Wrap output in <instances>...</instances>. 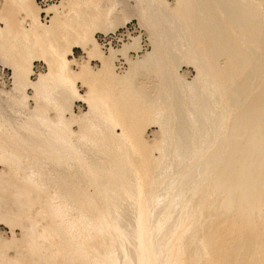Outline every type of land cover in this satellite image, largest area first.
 <instances>
[{
    "label": "bare ground",
    "instance_id": "6f19581e",
    "mask_svg": "<svg viewBox=\"0 0 264 264\" xmlns=\"http://www.w3.org/2000/svg\"><path fill=\"white\" fill-rule=\"evenodd\" d=\"M137 1H139V2H137L138 4L135 6L137 10H134V12L137 11V17L141 21H143V23H145V25L150 27V33L152 32L154 37H156L157 42L164 43L162 47H165V50L166 51L168 50V52H170L169 54L166 53V54H168V56L169 55L171 56V54L175 55V52L178 53L177 51H179V50L181 53L183 51H184V53L190 52V53H188L189 57H192L193 59H194L193 56L195 55L196 60L194 59V61L197 63V66H196L195 62L192 60V58H190V60H192L194 65L197 67L196 70L198 71V73L196 72L198 74V75H196V76H198L197 79L196 80L193 79V82L196 81V85H194V86H196L195 90H197L195 92L196 93L195 97L197 98V100H195V101L196 102L198 101V102H200V104H203V105L205 104V106H207L206 105L207 102H204V101H208L209 97H211L210 95H212V96L214 95V93L210 94V93H212V91L210 89L211 88L214 89V87H212V86H216L217 88L219 87L218 88L219 94H217V95L215 94L216 100L214 99V96H213V98L211 97L210 100L214 99L215 102L217 100L218 101L219 100H221V101H227L228 100V103L227 102H224V103L230 105V107L233 106V109H237L236 111H238L236 116L233 118V121H231L232 125H233V127H232L233 130H232L231 136L229 135L230 137H228V138H230L229 150L230 149H233V150H231L228 153L227 157L225 158L224 167L221 171V174L217 177L216 182H214V184L215 183L216 184H215V190H214L215 192L213 191L215 193L214 198H213V202H211V204L207 203L208 205H206V203L204 204L207 206V207L206 206L204 207L205 208L204 212L206 213V215L205 216L202 215V216H204L203 218L205 220H207V219H209V220L211 219V220L208 224L203 226L202 229H200L199 233L196 232L197 235L195 233L196 230L194 231V234L189 233L188 230L185 228L186 224L184 222H180L179 224H177V226L176 225L174 226V224H173V227H170L166 230L167 235L164 236L165 237L164 240L162 239L163 241L161 242V244L165 245V248H166L163 251L161 249V246H159V245L153 246L152 245L153 242L150 243L148 241V238H147V236H148V234H147V228H148L147 219H149L148 218L149 211L147 212L148 208H146V207H149V206L146 205V199H148V198H146V194H148V195L150 194L149 192L151 190L149 191L148 189L151 188L153 179L158 178L160 167L158 165L159 162L157 163V159H159V158H153L151 156L152 154H147V152H145L146 146L144 145L145 144L144 142H146V141H144L145 139H143V134H142L143 131L141 132V130L139 128V124L137 122L134 124H127V120L129 121L131 119H127L125 117L124 109L122 107H120L121 105L119 106V104L117 102H115V100L112 101V99L110 98V95L108 94L110 92L107 93L108 89L105 91L103 90V92L99 91V94L96 93L97 91L95 89V79H96V74H98V73L101 76H106L105 78H110L111 82L116 81V84L119 83L117 81V79L114 80L115 77L112 74L113 68H111V66H110V64H111L110 59L115 58V55H116L115 51L116 50L110 51L111 53H110V55H108L109 57H107L109 59H107L106 57H105L106 59H104V57L101 56V53L98 50V46H97L98 42L95 39L94 33H93V31H94V29H96L98 23H100V20L110 19L113 10H115L117 8V6H119V1L118 0H61L59 4H52V5H50L49 8H47L46 11L50 14V16L51 15L52 16H51L50 24H45L40 19L41 18L40 17L41 8H40V6H38V3L36 0H3V5L1 8V12H0L1 24H3V26H0V59L7 60L9 55L10 56L12 55V57H11L12 60L9 57L10 62H8V64L10 66H12L13 78H14L12 89L9 90V92L8 91L6 92L7 97H8V98L6 97V100H14V99L17 100L16 97L20 96L24 100V101H22V99L19 97L21 100L20 101L21 106H23V104H24L25 106H23V107L28 108L27 104H26V99L24 98V97H26V96H24V92H25L24 90H25L26 86L30 85V86L34 87L39 94L40 90L37 89L39 86L44 87L41 85H43L44 83L46 85V82H48L49 79H53L54 81L56 80L55 82L58 83V86L61 89H64V90L70 92L71 95H73L75 97V99H77L79 101H84L89 106V110H88L89 112H86L85 115H83L81 117H79V116L77 117V115L74 114L72 108L68 107L69 112H70L69 118L66 119L65 117H63V116L60 117V115H59L58 118L56 117L58 119V121H56V122L61 121L60 122L61 125H64V123L70 124V123L75 122V121H78L81 123H83V121H84L86 123V122H88V120L93 118L92 116H94L95 113H100V115L102 117V122H103V120L108 121L112 125V129H111L112 131L110 130V132H111L110 135L112 136V139H113L112 141L115 142V139H117V141H120L122 139V141H120V143H114L113 142V144H110L108 142L110 145L105 144L107 142L104 143V141H103L104 144H101V146L97 147V149H95V150L91 149L92 151L95 152V155L99 153L101 155V157H103L105 160L102 164L101 163L99 164V162H97V163H93L92 165L85 166V169H86L85 172L86 173L83 172V177H86L85 178L86 183L84 181L85 186L87 184H91V185H93V187L95 189H97L96 190L97 192H95L93 189V191L95 193L94 198H93L94 195H92L91 193H90L91 194L90 195L87 192V195L85 196L86 198L84 197V201H85L84 203H86V204H83V206L81 205L82 203L80 204V208L82 206L81 209H83L84 212L79 213L78 216L80 217V219L82 217L83 218L85 217V219H86L85 223L88 224L89 226L86 225L85 227H83V225L81 223L79 225L75 226V224L69 225V223H68V225L60 227V225H58V224H59V222H61L60 220L63 219L62 217H66L67 215L68 216L69 215L73 216V215H71V213L69 214V212H68V214H66L67 211L58 210V207L53 204L54 205L53 207L55 209H53V212L50 213V216H51L50 218L53 219V225H51L54 227V229L51 228L53 230V232H50L51 235L49 236L48 232L52 231V230L48 229L49 231L48 232L46 231L47 232V233L45 232L46 234L40 235L41 238H42V236L44 237V238H42L43 240L45 238H47L46 240H48V238L52 239L51 243L53 242V250L50 253H46V255L44 256L45 258H42V257L40 258V256H37V260H36V258L34 257L35 260L30 261L29 264H67L66 259L65 260L63 259L65 262H62V260H61L62 263H60V262L58 263L57 259L62 257V256L63 257H66L68 255L71 256L72 254H74V257L77 256V257H75L78 260L76 262V264H116L115 261H117V260H115L114 257L111 256V255H113L112 250L117 251L115 253V255L117 253H119L120 251H122V247L120 245V242H118L116 240L117 238H114L112 236L113 233L116 232L117 229H119V231L123 230L122 233L125 232V235L127 233V234H129L130 237H132L133 246L137 250V252H135L136 254L139 252V250L141 251V253H138L135 256L134 255L135 253H133L135 251L134 250L135 248H133L132 246L129 248L130 252L129 251L128 252L129 253L132 252V254H130V255L136 264L137 263L138 264H264V15L259 13V12H262L260 10H258L259 12L257 11L258 13L256 12L257 9H261V10L264 9V0H254V1L252 0V2H254L253 4L250 3L251 0H247L248 2H245L244 5H246L247 3L248 4L250 3L249 7L252 6L253 9L260 6V8L259 7L256 8L255 11L253 9H250L248 6L242 5L243 6L242 7L241 5H238L240 2L241 3H242V1L244 2V0H241V1L239 0L238 4H236V2H238L236 0H234L235 2H233L232 0H176V6L174 5V7L172 9H171V6L169 5V3H166L165 1H161V0H154L155 2L150 1L153 4L146 5V6L144 5V3H142L143 0H137ZM257 3L260 5H258V6L255 5ZM135 7H133V8H135ZM163 7H164V9L162 10ZM248 9H250V11ZM164 10H166V12H163ZM246 10H248V11H246ZM251 10L254 11V13L255 12L256 13L255 14L251 13ZM46 11H44V12H46ZM247 12H250V13L248 14ZM177 18H178V20H177ZM177 21H179V22H177ZM187 25H190L191 27H187ZM54 27L61 29V31H64L63 32L64 34L62 35V39H60L61 40L60 42L55 41V38L53 37ZM176 30H177V32H176ZM178 31L180 32V34H178V36H180V37H177L176 33H178ZM132 41L134 43H138L139 39H137V37H135V38H133ZM154 41H155V39H154ZM248 42L249 43L251 42L250 43L251 45L247 44ZM252 44L254 45L252 48H247L248 46L251 47ZM2 45H4L3 48H5V47L6 48L2 49ZM76 47L82 48L83 51L89 55V56L87 55V57H89V58H92V57L99 58V61L102 62V64H101L102 68H100L98 73H96L92 69V67L90 66L88 61H87V63L82 65V67L79 71H76V72L73 71V69L71 68V63L74 62V59H70V56L73 53V49ZM29 48H31V50L33 49L32 51H35L37 53V55H35V56L43 58L44 61H46L47 65L49 66V71L46 74L41 75L39 77V79L35 82L29 78V75L32 73V69H31L32 68V58L27 57L26 53H25V52H27V50H30ZM24 50H26V51H24ZM31 50H30V52H32ZM121 51H120V53H121ZM126 51H127V49H126ZM126 51H125V53H126ZM162 51H164V50H162ZM116 53L118 54V52H116ZM163 53L165 54V52H163ZM193 53H194V55H193ZM124 54H123V56H124ZM182 54H180V55H182ZM186 54H185V56L188 58V55H186ZM32 57H34V56H32ZM124 57H125V59H127L126 58L127 56H124ZM151 57L153 58V56H151ZM171 57H173V56H171ZM180 57L182 58V56H180ZM148 58H149V60L151 59L150 56ZM166 58H167V56H166ZM221 58L224 60V61L222 60V62H224V63H221V60H220ZM108 60H110V61H108ZM127 60H129V59H127ZM147 60H145V61H147ZM172 60H174V59H172ZM171 63H173V62H171ZM135 64H137V62ZM160 66H161V64H160ZM166 73H167V71H166ZM130 74H132V73H130ZM176 75H175V77H176ZM79 79L83 80L88 85V87H89L88 88L89 89L88 94L83 95L78 91V88L76 86V82ZM53 80H52V82H53ZM130 82H131V80H130ZM182 82H184V81H182ZM121 83H122V81H121ZM47 84H49V83H47ZM114 84H115V82H114ZM176 85H177V83H176ZM46 86H48V85H46ZM180 86H181V83H180ZM186 87H187V85H186ZM167 88H169V87H167ZM133 89H134V87H133ZM44 90H45V87H44ZM48 90H49V88H48ZM162 92H163V90H162ZM182 92H183V90H182ZM159 93H160V91H159ZM175 93H177V92H175ZM59 94H61V92ZM44 96H45V94H44ZM150 96H152V95H150ZM61 100H63V99H61ZM161 101H162V99H161ZM175 101L176 100H174V102ZM63 102H65V101H63ZM174 102H173V104H174ZM175 104H176V102H175ZM200 104H199V110H200V106H201ZM211 104H213V102H211ZM101 105H102V107H101ZM127 105L128 104H126V106ZM155 105L158 106L157 103ZM171 105H170V107H172ZM224 106H226V105H224ZM168 107H169V105H168ZM197 107H198V105H197ZM162 108H163V105H162ZM136 110H137V112L140 111V109H139V111H138V109H136ZM152 110H153V108H152ZM189 111H190V109H189ZM141 112H144V111H141ZM194 112H195V110H194ZM196 112H197V110H196ZM174 113H175V111H174ZM178 113H180V111ZM166 114H168V113H166ZM145 115H146V113H145ZM187 115H189V114H187ZM197 115L198 114H196V116ZM228 115H229V113H228ZM1 116L2 115H0V117ZM129 116H131V115H129ZM137 116L139 118V115H137ZM203 116H204V114H203ZM225 116H227V115H225ZM7 118L5 119L7 121H5L3 118H2L3 121L0 120V138L5 136V135L12 134L14 124L9 122ZM48 118L49 117H47L46 120H49ZM231 119H232V117H231ZM155 122H156V124H159L158 126H160L161 130L164 129L161 125L160 120L155 119ZM53 123H54V121H53ZM81 123H79V124H81ZM152 124H154V123H152ZM227 124H226V126H227ZM91 127H92V125H91ZM109 127H111V126H109ZM115 128L120 129L121 131L118 133L117 130H115ZM218 128H220V127H218ZM56 131H58V130H56ZM205 133H204V135H205ZM48 134H49V136H53L52 132L51 133L49 132ZM65 134H67L66 136H70L71 138H74L75 136L78 135V134L75 135L76 133H74V131H69ZM96 134H97V132H96ZM168 134H169V132H168ZM17 136L22 137L21 134H18ZM80 136L81 135L79 134L77 137H80ZM83 136L85 137V135H83ZM219 136H220V134H219ZM225 136H226V134H225ZM11 137L12 136H10V139H11ZM90 137H91L90 143L91 144L95 143L94 135L90 136ZM165 137H168V135H166ZM217 137H218V135H217ZM118 138H121V139L118 140ZM220 139L221 138H219V140ZM72 141L71 142L69 141V142L72 143ZM161 141H163V140H161ZM197 141L199 142L200 140H197ZM202 141H204V140H202ZM32 142H30V143L32 144ZM43 143H45V142H43ZM0 144H2V143H0ZM9 144H11V142ZM34 144H37V143L34 142ZM53 144H54V141H53ZM221 144H219V145H221ZM98 145H100V144H98ZM51 146H52V144H50L49 147H51ZM56 146H58V145H56ZM74 146H76V145L74 144ZM149 146H151V142H150ZM210 146L212 147L213 145L211 144ZM231 146H232V148H231ZM67 147L68 146H66V148ZM53 148H54V146H53ZM150 148H149V150H150ZM164 148H166V147H164ZM41 149H42V147H41ZM170 150L173 151L172 149H170ZM170 150H168V151H170ZM92 151H91V154H93ZM7 152L5 151V153H7ZM71 153H73V152H71ZM207 153H209V152H207ZM53 154H55V153H53ZM89 154H90V152L88 153V155ZM74 155H75V153L73 154V156ZM202 155H204V154H202ZM202 155H200V156H202ZM84 156H86V155H83V157ZM214 156H215V154H214ZM96 157H97V155H96ZM101 157L99 158V156H98L97 158L101 159ZM176 157H179V156L177 155ZM196 157H195V159H196ZM15 158H16V156H15ZM25 158H26V156H25ZM56 158H58V157H56ZM93 158L94 157H92V160L96 161L95 158L94 159ZM87 159H88V157H87ZM21 160H22V158H21ZM74 160H76V159H74ZM78 160H79V157H78ZM85 160H86V157H85ZM92 160H91V162H92ZM88 161L89 160H87V162ZM102 161H103V159H102ZM75 163H77V160ZM185 163H187V162H185ZM81 164H83V163H81ZM97 164L99 166H97ZM212 164H214V163H212ZM215 164H216V162H215ZM171 165H173V164H171ZM202 165H204V164H202ZM187 166H189V165H187ZM98 167H99V169H98ZM213 167H215V166H213ZM185 168H187V167L185 166ZM42 170H43V167H42ZM60 170H62V169H60ZM82 170H80V171H82ZM161 170H162V168H161ZM176 170L180 171L181 169L180 170L176 169ZM217 170L220 171L221 169L218 167ZM99 171H100V175L98 174V176H101V178H102L101 180H98V178H96V175H95L96 174L95 172H99ZM185 172H187V171H185ZM205 172H206V170H205ZM81 173H80V175L75 174V176L76 175L82 176ZM46 174H47V172H46ZM165 174H163V175L165 176ZM60 175H62V174H60ZM177 175H178V173H177ZM180 175H181V173H180ZM64 177L67 178L66 175ZM64 177H61L60 180L62 178L65 179ZM39 179H40V177H39ZM166 179H167V177H166ZM65 180H63V181H65ZM76 181L79 182L80 179L75 180V181L73 180L72 183L75 184ZM154 181H155V179H154ZM160 181L163 182V180H160ZM160 181H159V183H160ZM210 182H211V180H210ZM51 183H53V182H51ZM73 184H71V185H73ZM76 184L80 185L81 183H76ZM199 185H200V183H199ZM67 186H68V183H67ZM82 186H83V183H82ZM124 186H125V188L127 187L126 189H129V191L126 190L127 193L130 192L133 194L132 198L130 196L131 194L126 196L127 194H126V191L124 190L125 189ZM148 186H150V188H148ZM205 186H207V185H205ZM68 187H70V186H68ZM159 188H157V190ZM65 189H69V188H65ZM87 189H86V191H88ZM114 189H116V190H114ZM118 189L121 191H119ZM117 190H118V192L123 191L124 196L128 197V199L130 197L131 200L134 201L133 198H135L134 202H136L135 203V210L136 211L134 210L135 211V215L133 217L134 222H131V223L125 222L123 224L122 223L117 224V223L112 221L113 220V217L111 216L112 214L109 215L110 212H107L108 209L105 207L107 201L103 202L102 200L104 198L106 200L108 198H112V200H113V197H111L112 196L111 194H113V193L115 194V192ZM146 191L147 192L149 191V192L147 193ZM153 191H155V190H153ZM170 191H171V189H170ZM63 192H65V190ZM152 193L154 194V192H152ZM109 194H110V196H108ZM195 194H198V193H195ZM102 195L104 197H102ZM107 196H108V198H106ZM122 196L120 198L118 196V199L119 200L122 199ZM150 196H152V194ZM164 196H165V194H164ZM50 197H51V195H50ZM98 197L100 198V201H99ZM78 198H80V197H78ZM150 198L151 197H149V199ZM158 198H159V196H158ZM96 199H97V201H96ZM118 199L116 198L115 200H118ZM57 200H59V199H57ZM82 200H83V198H82ZM110 200L111 199H109L107 205H110L109 204ZM112 200H111V203H112ZM133 201H132V204H133ZM97 202L99 204H97ZM101 203L102 204L105 203V204L101 205ZM197 203L199 204V202H197ZM202 203L203 202H201V204ZM191 205H192V203H191ZM104 207L106 209L107 215H105L106 213L103 211V210H105ZM127 207H129V206H127ZM213 207L217 208L216 214L211 213V209ZM64 208H63V210H64ZM202 210H203V208H202ZM202 210H200V211H202ZM129 211H130V209H129ZM198 211H199V209H198ZM115 212H116V210H115ZM190 212H191V210H190ZM167 213H168V210H167ZM114 214H116V213H114ZM115 216L117 217V215H115ZM220 216H221V219L219 218ZM165 219H166V216H165ZM187 220H188V218H187ZM209 220H207V222ZM167 221H169V220H167ZM67 222H69V221H67ZM163 224H164V222L161 223V225H163ZM159 225H160V222H159ZM159 225H158V227H159ZM164 226L166 228V225H164ZM59 227L61 229H63V236L64 237L61 236V238H62L61 240H64V241L58 244L57 243L58 241L55 238L58 237L57 234L59 235V233H57ZM188 227H190V226H188ZM40 228L42 229V227H40ZM150 228H152V227H150ZM161 228H160V230H162ZM165 228H163V230ZM184 229L188 233H186ZM44 230H42V231L44 232ZM122 233L119 232L118 235L121 234L123 236ZM159 233H161V231H159ZM60 234H62V233H60ZM114 235H116V234H114ZM34 236H35V234L32 237H34ZM33 239H35V237ZM33 239H32V241L30 239L31 242L28 241L29 250H31V251H33V249L38 247L37 241H35ZM54 241L56 243H54ZM163 242H165V243H163ZM48 243H49V241H47V244ZM154 243H156V241ZM51 246H52V244H51ZM143 249H146V250L148 249L149 251L145 254L146 250H143ZM30 253L33 254V252H30ZM34 254H36V253H34ZM117 255H119L121 257L120 254H117ZM29 257H30L29 259H31L32 256L29 255ZM108 257H110V258L108 259ZM69 259H71V257ZM20 262H21V260H20ZM72 263H74V262H72ZM20 264H23V263L21 262ZM68 264H69V262H68ZM132 264H134V263H132Z\"/></svg>",
    "mask_w": 264,
    "mask_h": 264
},
{
    "label": "rangeland",
    "instance_id": "374dc122",
    "mask_svg": "<svg viewBox=\"0 0 264 264\" xmlns=\"http://www.w3.org/2000/svg\"><path fill=\"white\" fill-rule=\"evenodd\" d=\"M60 1L61 0H56V1H51V2L49 1V2H46V4H47L46 6L40 7L41 8V13H40L41 18L40 19L42 20L43 23L50 24V20H51L52 15L50 16V14L46 10H47V8L50 7V5L59 4ZM118 1H119V6H117V8L115 9L116 11L113 10L110 19H107V20L102 19L103 21L100 20V23H98V25H97L96 29H94L93 33H94L95 39L98 42V43L96 42L98 44L97 45L98 50L100 51L101 56L104 57V59L109 57L108 55H110V53H111L110 51L116 50L115 51V54H116L115 58L110 59L111 61L110 60H108V61H110V63L112 64V65L110 64V66H111V68H113L112 74L115 77L114 80L117 79V81L120 84L119 83L116 84V81L113 80L115 82V84H114V82H111L110 78H105L106 76H101L98 73L100 68H102V65H101L102 62L99 61V58L87 57L88 54L85 53L83 51V49L79 48V47L74 48L73 53L70 56V59H74V62L71 63V68L75 72L79 71L81 69L82 65H84L88 61V63L92 67V69L96 73H98V74H96V79H95V89L97 91L96 93L99 94V91L103 92V90L105 91L108 89L107 93L110 92L108 94L110 95V98L112 99V101L115 100V102H117L119 104V106L121 105L120 107H122L124 109L125 117L127 119H131L129 121L127 120V124H134L136 122L139 124V128H140L141 132L143 131L142 132L143 139H145L144 141H146V142H144L145 143L144 145L146 146L145 152H147V154H152L151 156L153 158H159V159H157V163L159 162L158 165L160 167L158 178L157 179L154 178L155 181L153 179L151 188H150V186H148V188H150L148 190L149 191L151 190L152 192H154V194L151 191L150 192L148 191L150 193L149 195L146 194V198H148V199H146V205L149 206V207H146V208H148L147 212L149 211V215H148L149 219H147V225H148V228H147L148 236H147V238H148V241L150 243L153 242L152 243L153 246H156V245L161 246V249L163 251L166 248H165V245L161 244V242L164 240V238H165L164 236L167 235L166 230L170 227H173V224H174V226L175 225L177 226V224H179L180 222H184L186 224L185 228L188 230V232L191 234H194L195 230H196L195 233L196 232L199 233L200 229H202L203 226H205L206 224H208L210 222L211 219L210 220L207 219V220H209L207 222V220H205L203 218L206 215V213L204 212V210H205L204 207L206 205H208L207 203L211 204V202H213V198L215 195L214 190H215V184H216V183L214 184V182H216L217 177L221 174V171L224 167L225 158L227 157L228 153L231 150H233V149L229 150L230 138H228V137L231 136L232 130H233V128H232L233 125H232L231 121H233V118L236 116L238 111H236L237 109H233V106L230 107V105L224 103V102L228 103V100L227 101H221V100L218 101L217 100L216 102L214 101V99L216 100V95L219 94V89H218L219 87L217 88L216 86H212V87H214L215 90L210 87L211 88L210 90L212 91V93H210V94L214 93V95H213L214 99L210 100L211 97L213 98V96L210 95L211 97H209L208 101L213 102V104H211V102L209 103L208 101H204V102H207L206 103L207 106H205V104L203 105V104H200V102H198V101L196 102L195 100H197V98L195 97V94H196L195 92L197 90H195L196 86H194V85H196L195 80L198 77V76H196V75H198L197 74L198 71L196 70L197 69V67H196L197 63L194 61V59L196 58L194 53H193L194 59L192 57H189L188 53H190V52H186L187 53L186 54L183 51L182 52L183 54H182L180 52V50L177 51L178 53L175 52V55L171 54V56H173V57H171L170 55L168 56V54L170 52H168V50L166 51L165 47H162L164 43L157 42L156 37H154L152 32L150 33V27L145 25V23H143V21H141L137 17V11L134 12V10H137L135 6L138 4L137 2H139V1H137V0H118ZM150 1L153 2L154 0H143L142 3H144L145 6L153 4ZM161 1H165L166 3H169V5L171 6V9L174 7V5L176 6V0H161ZM232 1L235 2L234 0H232ZM236 1H238V2H236V4H238L239 0H236ZM245 2H248V1L244 0V2L242 1V3L240 2L241 4L239 3L238 5L242 6L245 4ZM250 3L253 4L254 2H252V0H251ZM250 3L249 4L247 3L248 5L246 4L244 6L249 7ZM2 5H3V0H0V12H1ZM255 5L258 6L260 4L257 3ZM38 6H40L39 3H38ZM133 7H135V8H133ZM258 7L260 8V6H258ZM258 7H256V8H258ZM249 8L253 9L252 6H250ZM163 9H164V7L162 8V10ZM250 9H248V10L250 11ZM255 9H253V10L255 11ZM43 10L46 11V13L42 12ZM248 10H246V11H248ZM258 10H260L262 12H259ZM254 11L251 10V13H254ZM257 11L259 13H261L262 15H264V13H263L264 9L263 10L257 9L256 12ZM163 12H166V10H164ZM247 13L249 14L250 12H247ZM177 20H178V18H177ZM179 21H177V22H179ZM0 26H3V24H1V19H0ZM187 27H191V26L187 25ZM63 32L64 31H61V29L54 27L53 37L55 38V41H57V42L61 41L60 39H62V35L64 34ZM176 32H177V30H176ZM113 33L115 34V37H118V38L123 37V39L120 41H117V43H114L113 46L110 47V45L108 44L107 35L113 34ZM176 34H177V37H180V36H178V34H180L179 31ZM135 37H137V39H139L138 43H134L132 41L133 38H135ZM154 39H155V41H154ZM250 43L248 42L247 44L251 45ZM3 46L4 45H2V49H5L6 47L3 48ZM253 46L254 45L252 44L251 47L248 46L247 48H252ZM29 49L31 50V48H29ZM123 49L125 51L127 49L126 53ZM30 50H27L28 53L27 52H25V53H26L27 57L32 58V68H31L32 73L29 75V78L35 82L39 79V77L41 75H44L49 71V66L47 65V62L44 61L43 58L35 56V55H37V53L35 51H32L33 49L31 50L32 52H30ZM119 50L120 51L122 50L125 54L122 51L120 53ZM162 50H164V51H162ZM24 51H26V50H24ZM116 52H118V54ZM163 52H165V54ZM122 53L124 54V56H127L126 58L129 60L125 59V57L123 56ZM166 53H168V54H166ZM179 53L182 55H180ZM185 54L188 55L189 59L185 56ZM32 56H34V57H32ZM149 56L151 58L150 60L148 58ZM151 56H153V58ZM166 56H167V58H166ZM180 56H182V58ZM9 57L12 60V58H11L12 55L11 56L9 55ZM9 57L7 58V60L0 59V68H4L5 72L7 73L6 85L0 86V115H2L1 117L4 120L8 117L7 118L8 121L14 124L12 134L5 135V136L1 137L2 139L0 138V140H1L0 143H2V144H0L1 145L0 146V148H1L0 149V153H1L0 154V264H20L21 262L23 264H29V262L35 260V258L37 260V256H40V258L41 257L45 258L44 256L46 255V253H50L53 250V242L51 243L52 239L48 238V240H46L47 238H45L43 240L42 238H44V237L42 236V238H41L40 235L46 234L51 228L54 229V227L51 226V225H53V219L50 218L51 217L50 213H52L53 209H55L53 207L54 205L58 207V210L67 211L66 214H68V212H69V214L71 213V215H73V216L67 215L66 216L67 218L62 217L63 219L60 220L61 222H59V224H58V225H60V227L68 225V223H69V225L75 224V226L79 225L80 223L83 225V227H85L86 225L89 226L88 224L85 223V221H86L85 217L84 218L82 217L81 218L82 220H81L80 217L78 216V214L84 212V210L81 208H82L83 204H86V203H84L85 202L84 197L87 195V192H88V194L91 193L92 195H94L95 194L94 191L97 192L96 191L97 189H95L93 187V185H91V184H87L88 186L87 185L85 186L84 181L86 180L85 179L86 177H83V172L86 173L85 172V170H86L85 166L92 165L93 163H97V162H99V164L100 163L102 164L105 160L103 157H101V155L99 153L96 155H97V157L99 156V158L101 157V159L97 158L95 155V152L92 150L97 149V147L101 146V144H104L105 142H107L105 144L110 145V144H113L114 141H112L113 139H112V136L110 135L111 134L110 130L112 129V125L108 121L103 120V122H102V117H101L100 113H95L94 116H92L93 118L88 120V122H86V123L83 121L84 124L81 122L75 121V120H74L75 122H72L70 124L64 123V125L60 124L61 121L56 122V121H58L57 118L59 117V115H60V117L63 116L66 119L69 118V116H70L69 108L70 107L72 108L74 114L77 115V117L78 116L81 117V116L85 115L86 112H89L88 111L89 106L87 103H85L84 101H79V100L75 99V97L73 95H71L70 92H68L64 89H61L58 86V83L55 82L56 80L54 81L53 79H49V81L46 82V85H48L49 87L46 86L45 83L43 85H41V86L45 87V90H44V87L39 86L40 88L38 87L37 89L42 92L41 93L39 91V94L34 87H32L30 85L26 86V88L24 90L25 91L24 96H26V97H24V98L26 99V104H27L28 108L23 107V106H25L23 103H22L23 106H21V104H20V101H21L20 98L21 97L20 96H19L20 98L16 97L17 100H15V99L14 100H6V97H7L6 92L7 91L9 92V90L12 89L13 82H14L13 69H12V66H10L8 64V62H10ZM171 58L174 60H172ZM190 58H192V60L196 64V66L194 65L193 61L190 60ZM107 59H109V58H107ZM134 60L137 62V64H135L136 62ZM145 60H147L148 62ZM220 60H221V63H224V62H222V60H223L222 58ZM171 62H173V63H171ZM160 64H161V66H160ZM174 65L175 66L177 65V66L175 67ZM166 71L168 74L166 73ZM130 73H132V74H130ZM175 75H176V77H175ZM193 79H195L194 80L195 82H193ZM52 80H53V82H52ZM130 80H131V82H130ZM121 81H122V83H121ZM182 81H184V82H182ZM47 83H49V84H47ZM176 83H177V85H176ZM180 83H181V86H180ZM186 85H187V87H186ZM76 86L78 88V91L81 94H83V95L88 94V90H89L88 88L89 87L83 80H81V79L77 80ZM133 87H134V89H133ZM167 87H169V88H167ZM48 88H49V90H48ZM158 90L160 91V93ZM162 90H163V92L164 91L165 92L163 93ZM182 90H183V92H182ZM60 92H61V94H59ZM175 92H177V93H175ZM44 94H45V96H44ZM150 95H152V96H150ZM61 99H63V100H61ZM161 99H162V101H161ZM174 100H176L175 101L176 104H175ZM22 101H24V100L22 99ZM63 101H65V102H63ZM155 102L157 103L158 106L155 105L156 104ZM173 102H174V104H173ZM126 104H128V105L126 106ZM199 104L201 105L200 110H199ZM162 105H163V108H162ZM168 105H169V107H168ZM170 105L172 107H170ZM197 105H198V107H197ZM224 105H226V106H224ZM101 107H102V105H101ZM166 107L168 109L169 108L170 109L168 110ZM152 108H153V110H152ZM136 109H138V111L140 109V111L137 112ZM189 109H190V111H189ZM194 110H195V112H194ZM196 110H197V112H196ZM141 111H144V112L146 111L145 112L146 115L144 112H141ZM174 111H175V113H174ZM177 111L178 112L180 111V113H178ZM166 113H168V114H166ZM202 113L204 114V116ZM228 113H229V115H228ZM187 114H189V115H187ZM196 114H198V115L196 116ZM129 115H131V116H129ZM137 115H139V118ZM225 115H227V116H225ZM1 117H0V120L3 121V119ZM47 117H49L48 118L49 120H46ZM231 117H232V119H231ZM155 119L160 120L161 125L164 128L163 130L160 129V126H158L159 124H156ZM5 121H7V120H5ZM53 121H54V123H53ZM79 123H81V124H79ZM152 123H154V124H152ZM226 124H227V126H226ZM91 125H92V127H91ZM109 126H111V127H109ZM218 127H220V128H218ZM56 130H58V131H56ZM115 130H117L118 133L121 131L120 129H116V128H115ZM69 131H74V133H76L75 135L80 134L81 136L77 137L78 136L77 135L74 138H71L70 136H66L67 134H65V133H67ZM49 132L50 133L52 132L53 136H49V134H48ZM96 132H97V134H96ZM168 132H169V134H168ZM204 133L206 136L204 135ZM18 134H21L22 137L17 136ZM219 134H220V136H219ZM225 134H226V136H225ZM83 135H85V137ZM93 135L95 137V143L91 144L90 143V139H91L90 136H93ZM166 135H168V137H165ZM217 135H218V137H217ZM10 136H12L11 139H10ZM219 138H221V139L219 140ZM120 139L121 138H118V140H120ZM161 140H163V141H161ZM197 140H200V141L198 142ZM202 140H204V141H202ZM53 141H54V144H53ZM69 141L70 142L72 141V143H70ZM103 141H104V143H103ZM120 141H122V139ZM120 141H117V139H115L114 143H120ZM10 142H11V144H9ZM30 142H32V144ZM34 142L37 143L38 145L34 144ZM43 142H45V143H43ZM150 142H151V146H149ZM73 143L76 146H74ZM50 144H52L51 147H49ZM98 144H100V145H98ZM211 144L213 145L212 147L210 146ZM219 144H221V145H219ZM56 145H58V146H56ZM53 146H54V148H53ZM66 146H68L69 148L68 147L66 148ZM41 147H42V149H41ZM164 147H166V148H164ZM149 148H150V150H149ZM169 148L172 149L173 151H171ZM231 148H232V146H231ZM4 150L6 152L7 151L8 152L5 153ZM168 150H170L171 152ZM91 151L93 154H91ZM71 152H73V153H71ZM89 152H90V154L88 155ZM207 152H209V153H207ZM53 153H55V154H53ZM74 153H75V155L73 156ZM82 154L86 155V156L83 157ZM202 154H204V155H202ZM214 154L216 157L214 156ZM177 155L179 157H176ZM200 155H202L203 157ZM15 156H16V158H15ZM25 156H26V158H25ZM56 157H58V158H56ZM78 157H79V160H78ZM85 157H86V160H85ZM87 157H88V159H87ZM92 157H94L96 161L92 160ZM195 157H196V159H195ZM21 158H22V160H21ZM74 159L77 160L78 164L75 163L76 160H74ZM102 159H103V161H102ZM87 160H89V161L87 162ZM91 160H92V162H91ZM185 162H187V163H185ZM215 162H216V164H215ZM81 163H83V164H81ZM212 163H214V164H212ZM171 164H173V165H171ZM202 164H204V165H202ZM187 165H189V166H187ZM97 166H99V165L97 164ZM185 166L187 168H185ZM213 166H215V167H213ZM42 167H43V170H42ZM218 167L221 169L220 171L217 170ZM161 168H162V170H161ZM60 169H62V170H60ZM98 169H99V167H98ZM176 169H179V170L181 169V170L178 171ZM80 170H82V171H80ZM205 170H206V172H205ZM185 171H187V172H185ZM46 172H47V174H46ZM59 173L62 174L63 176L60 175ZM63 173L67 176V178L64 177L65 175ZM80 173L82 176H77V175H80ZM95 173H96L95 174L96 178H98V180H101L102 179L101 176H98V174L100 175V171L95 172ZM177 173H178V175H177ZM180 173H181V175H180ZM75 174H77V175L75 176ZM163 174H165L167 179ZM39 177H40V179H39ZM61 177H64L66 180L63 178L60 180ZM78 179H80L79 182L76 181L75 184L72 183L73 180L75 181ZM63 180H65L66 182ZM158 180L159 181L163 180V182L160 181V183H159ZM210 180H211V182H210ZM51 182H53V183H51ZM67 183H68V186H70V187L67 186ZM76 183H81L80 184L81 186L79 184H76ZM82 183H83V186H82ZM85 183H86V181H85ZM199 183H200V185H199ZM71 184H73V185H71ZM205 185H207V186H205ZM65 188H69V189H65ZM124 188H125V186H124ZM126 188L124 190L129 191V189H126ZM157 188H159V189L157 190ZM86 189L88 191H86ZM93 189H94V191H93ZM170 189H171V191H170ZM64 190H65V192H63ZM114 190H116V189H114ZM118 190L115 192V194L113 193L114 195L111 194L112 195L111 197H113L114 201L112 200V198H108V196H110V194L106 197V198H108L107 200L105 198H104L105 200L104 199L102 200L103 202L107 201L106 206H105L108 209L107 212H110L109 215L112 214L111 215L113 217L112 221L117 223V224H121V223L123 224L125 222L126 223L134 222L133 217H134L135 211H136L135 210V203L136 202H134L135 198H133L134 201L131 200L133 194L130 192L127 193V191H126V194H127L126 196L131 194L130 195L131 198L129 197V199H128V197L124 196V192H123L124 190L123 189H122L123 193L118 192ZM153 190H155V191H153ZM119 191H121V190H119ZM119 193L120 194L122 193V194L120 195ZM195 193H198L199 195L195 194ZM116 194L119 196V198L123 195L122 196L123 200L122 199L119 200L118 196ZM151 194H152V196H150ZM164 194H165V196H164ZM50 195H51V197H50ZM158 196H159V198H158ZM78 197H80V198H78ZM94 197H95V195L93 196V198ZM102 197H104V196L102 195ZM149 197H151V198L149 199ZM82 198H83V200H82ZM114 198L115 199L117 198L118 200H115ZM57 199H59V200H57ZM98 199L100 201L99 197H98ZM109 199L112 200V203L110 200V203H109L110 205H107ZM96 201H97V199H96ZM132 201H133V204H132ZM197 202H199V204ZM201 202H203V203L201 204ZM191 203H192V205H191ZM205 203H206V205H204ZM80 204L82 205L81 208H80ZM97 204H99V203L97 202ZM104 204L101 203V205H104ZM127 206H129V207H127ZM105 207H104V209H105ZM63 208H64V210H63ZM202 208H203V210H202ZM129 209H130V211H129ZM198 209H199V211L202 210L204 213L202 211L199 212ZM115 210H116V212H115ZM167 210H168L169 214L167 213ZM190 210H191V212H190ZM103 211L106 213V214L105 213L104 214L107 215L106 209ZM114 213H116V214H114ZM211 213L216 214L217 208L213 207L211 209ZM115 215H117V217ZM202 215H204V216H202ZM165 216H166V219H165ZM187 218L189 221L187 220ZM219 218L221 219V216ZM66 220L69 222H67ZM167 220H169V221H167ZM159 222H160V225L163 222H164V224L160 226ZM158 225H159V227H158ZM164 225H166V228ZM188 226H190V227H188ZM40 227H42V229ZM60 227L58 228V232H57V233H59V235L57 234L58 237L55 236L56 237L55 239H57L58 244L64 241V240H61L62 239L61 236L62 237H64V236H63V229H61ZM150 227H152V228H150ZM160 228L162 230H160ZM163 228H165V229L163 230ZM42 230H44V232ZM159 231H161V233H159ZM50 232H53V230L48 232L49 236L51 235ZM119 232L122 233L123 230L119 231V229H117L116 232H114L112 236L114 238H117L116 240L118 242H120V245L122 247V251H120L117 254H120L121 257L117 254H116L117 255L116 256L115 253L117 251H114V250H112L113 255H111V256H113L114 259L117 260V261H115L116 264H123V263L124 264H132V263L136 264L130 255V254H132V252L129 253L130 252L129 248L131 246L133 248H135L133 246L132 237H130L129 234H127V233L125 235V232L122 233L124 236L123 237L121 234L118 235ZM185 232L188 233L186 230H185ZM60 233H62V234H60ZM197 233H196V235H197ZM34 234H35V236H34L35 239H33L34 237H32ZM114 234H116V235H114ZM30 239H31V241H32V239L37 241L38 247L35 248L36 250L35 249H33V251L29 250L28 241L31 242ZM47 241H49L50 244L49 243L47 244ZM55 241H54V243H56ZM155 241H156V243H154ZM163 243H165V242H163ZM51 244H52V246H51ZM134 250H133L134 251L133 253L137 252L136 248ZM143 250H146V249H143ZM148 251L149 250L147 249L145 254ZM30 252H33V254H31ZM34 253H36V254H34ZM138 253H141V251L139 250ZM137 254L135 253L134 255L136 256ZM29 255L32 256L31 259H29L30 258ZM62 257H60L61 259L58 258L59 260L57 259L58 263L59 262L60 263L65 262L64 261L65 259H66L67 264H68V262H69V264H76V262L78 261L77 258H75L77 256L74 257V254H72L71 256L68 255L66 257H63V258ZM70 257H71V259H69ZM110 257H108V259ZM20 260H21V262H20ZM61 260H62V262H61ZM72 262H74V263H72Z\"/></svg>",
    "mask_w": 264,
    "mask_h": 264
},
{
    "label": "built area",
    "instance_id": "2783aa9c",
    "mask_svg": "<svg viewBox=\"0 0 264 264\" xmlns=\"http://www.w3.org/2000/svg\"><path fill=\"white\" fill-rule=\"evenodd\" d=\"M37 3L40 4V7L41 6H46V2H51V1H56V0H36ZM44 12V10L42 11ZM46 13V12H45ZM108 37V44L111 46H113L114 43H117V41H120L123 39V37L121 38H118V37H115V34H108L107 35ZM7 73L5 72V69L4 68H0V86H5L6 85V82H7Z\"/></svg>",
    "mask_w": 264,
    "mask_h": 264
}]
</instances>
